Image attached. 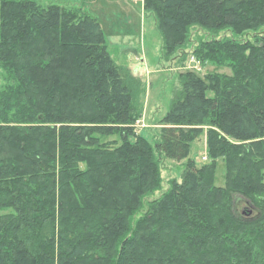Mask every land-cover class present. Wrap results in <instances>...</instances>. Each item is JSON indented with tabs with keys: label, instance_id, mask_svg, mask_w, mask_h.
Instances as JSON below:
<instances>
[{
	"label": "trees",
	"instance_id": "1",
	"mask_svg": "<svg viewBox=\"0 0 264 264\" xmlns=\"http://www.w3.org/2000/svg\"><path fill=\"white\" fill-rule=\"evenodd\" d=\"M144 3L165 61L190 26L264 24V0ZM254 37L193 49L231 71L179 73L152 144L132 128L140 81L95 17L0 0V264H264V32ZM203 124L209 161L197 164L188 152ZM155 150L187 157L164 189Z\"/></svg>",
	"mask_w": 264,
	"mask_h": 264
},
{
	"label": "rangeland",
	"instance_id": "2",
	"mask_svg": "<svg viewBox=\"0 0 264 264\" xmlns=\"http://www.w3.org/2000/svg\"><path fill=\"white\" fill-rule=\"evenodd\" d=\"M41 3H57L81 8L83 12L95 17L102 28L107 50L118 64L128 67L140 81V89L134 97L138 113L132 125L136 134H141L154 144L159 140L163 126L162 117L168 110L173 90L178 85L179 73L193 70L203 76L210 72L230 73V67L218 65L208 59H200L193 49L203 40L212 37L228 36L237 40H254L257 33L264 32V24L257 30L233 31L231 29L212 30L198 25L190 26L186 42L176 50V60L165 61L161 57V38L155 14L145 8L144 0H38ZM203 130L191 140L188 156L197 164L209 161L207 153V125H198ZM115 136V134L111 135ZM160 161L163 183L176 177L180 180L186 158L174 160L164 157L155 150ZM224 161L217 160L214 183L224 184ZM154 194L157 195L160 190ZM245 204H239L243 210Z\"/></svg>",
	"mask_w": 264,
	"mask_h": 264
}]
</instances>
